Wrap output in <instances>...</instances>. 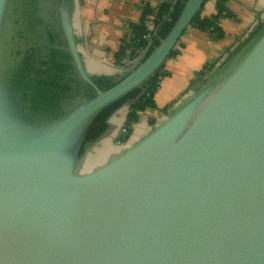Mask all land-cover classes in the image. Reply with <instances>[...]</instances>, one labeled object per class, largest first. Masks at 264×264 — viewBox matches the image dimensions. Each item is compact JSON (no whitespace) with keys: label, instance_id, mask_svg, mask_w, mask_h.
Instances as JSON below:
<instances>
[{"label":"water","instance_id":"obj_1","mask_svg":"<svg viewBox=\"0 0 264 264\" xmlns=\"http://www.w3.org/2000/svg\"><path fill=\"white\" fill-rule=\"evenodd\" d=\"M206 2L110 78L87 68L77 0H0V264H264V29L78 172L97 117L147 92Z\"/></svg>","mask_w":264,"mask_h":264},{"label":"crops","instance_id":"obj_2","mask_svg":"<svg viewBox=\"0 0 264 264\" xmlns=\"http://www.w3.org/2000/svg\"><path fill=\"white\" fill-rule=\"evenodd\" d=\"M217 1L208 0L202 15H216ZM163 2L164 0H77L74 26L83 41L81 51L89 72L110 78L120 74L122 67L117 65L116 55L123 40L131 35V26L140 22L147 8L156 12ZM225 7L230 16L219 22L222 36L214 38L207 32L190 28L181 38L177 47L178 55L170 59L164 69L168 75L166 81L163 79L165 82L161 83L155 97L158 109L140 114V118L145 114L148 117L139 130L136 128L137 124L134 126L128 143H117L122 134L125 116L117 118L116 115L111 119L108 131L89 149L96 150L94 168L102 166L125 147L135 143L153 127L152 122L158 124L165 119L168 113L163 112L165 108L168 107L169 111L194 91L200 84L199 73L207 66H204L205 59L213 60L210 65L225 61L230 53L246 42L255 29L264 23V0H226Z\"/></svg>","mask_w":264,"mask_h":264},{"label":"trees","instance_id":"obj_3","mask_svg":"<svg viewBox=\"0 0 264 264\" xmlns=\"http://www.w3.org/2000/svg\"><path fill=\"white\" fill-rule=\"evenodd\" d=\"M187 1L188 0H164L159 9H157V21L155 23L157 25V33L155 36L151 37L152 45L150 46L143 61L148 58L154 49L159 45L160 40L164 39L169 34L176 21L179 19L183 9L185 8ZM225 4L226 0L217 1L216 15L206 17L203 16L202 13L199 14L194 20V23L196 24L195 29L201 32H207L214 38H219L222 36V29L219 26V22L221 19L230 16V12L225 7ZM153 12L155 11L147 8L143 13L140 22L131 26V35L127 39L125 38L123 40L121 48L116 55L117 65L121 67H128L129 63L134 61L136 56H138V52H143L149 47L150 42L145 38V36L148 35L146 21L150 18ZM263 29L264 23L255 29L246 42H249L254 37H256ZM243 46L244 44L240 45L234 52L230 53L228 58H231ZM177 55L178 51L176 50L171 55V59ZM223 62L207 66L201 73H199L198 77L200 83L217 66H221ZM164 69L157 75L155 79L149 83V88L145 94H143L141 90L135 91L103 111L90 128L87 135V143H96L108 130L109 120L111 117L119 109L129 105L125 115V132L122 133L118 139V141H120L122 144L128 143L133 134L134 126L140 120V114L147 112L148 110L158 109L155 97L160 90L162 80L168 75L167 71ZM112 86L113 84H108L106 87H104V89H108ZM163 112L167 113L168 107L165 108ZM154 125H156V122H152V126Z\"/></svg>","mask_w":264,"mask_h":264},{"label":"rangeland","instance_id":"obj_4","mask_svg":"<svg viewBox=\"0 0 264 264\" xmlns=\"http://www.w3.org/2000/svg\"><path fill=\"white\" fill-rule=\"evenodd\" d=\"M137 57V56H136ZM206 61H205V65L204 66H209L210 65V63L213 61V60H208V58L207 59H205ZM208 61V62H207ZM207 62V63H206ZM206 66V67H207ZM202 67V66H201ZM200 67V68H201ZM205 67V68H206ZM199 68V69H200ZM165 81H166V77H165ZM165 81H163L162 80V84H163V82H165ZM162 86V85H161ZM128 109V108H127ZM127 109H123L122 111H120V112H118V114H117V118H121V117H124L125 116V114H126V112H127ZM147 117H148V114H145V115H143L141 118H140V120H139V122L137 123V129L139 130L140 128H142L143 127V125H144V120H146L147 119ZM96 151V150H95ZM95 151H92V150H88L87 151V153L85 154V156H84V158H83V161H82V163L80 164V168L78 169V172H80V173H83V172H87V171H90L91 169H93L96 165H95V155H96V153H94ZM97 162V161H96Z\"/></svg>","mask_w":264,"mask_h":264},{"label":"built area","instance_id":"obj_5","mask_svg":"<svg viewBox=\"0 0 264 264\" xmlns=\"http://www.w3.org/2000/svg\"><path fill=\"white\" fill-rule=\"evenodd\" d=\"M157 21V13L156 12H153L150 16V18L146 21V27H147V31H148V35L145 36V38L151 43L152 40H151V37L152 36H155L156 33H157V25L155 24ZM136 60V59H135ZM162 80V78H161ZM122 133L125 132V128L123 126L122 128ZM117 143L119 145H121L122 143L120 141H117Z\"/></svg>","mask_w":264,"mask_h":264},{"label":"flooded vegetation","instance_id":"obj_6","mask_svg":"<svg viewBox=\"0 0 264 264\" xmlns=\"http://www.w3.org/2000/svg\"><path fill=\"white\" fill-rule=\"evenodd\" d=\"M115 82V79H112L110 82H109V84H112V83H114Z\"/></svg>","mask_w":264,"mask_h":264}]
</instances>
